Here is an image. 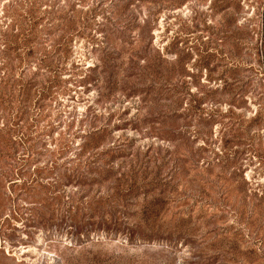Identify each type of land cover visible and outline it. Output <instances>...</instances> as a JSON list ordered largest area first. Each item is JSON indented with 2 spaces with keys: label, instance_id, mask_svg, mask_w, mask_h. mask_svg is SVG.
Masks as SVG:
<instances>
[{
  "label": "rangeland",
  "instance_id": "rangeland-1",
  "mask_svg": "<svg viewBox=\"0 0 264 264\" xmlns=\"http://www.w3.org/2000/svg\"><path fill=\"white\" fill-rule=\"evenodd\" d=\"M7 77L0 264H264V0H0Z\"/></svg>",
  "mask_w": 264,
  "mask_h": 264
},
{
  "label": "trees",
  "instance_id": "trees-1",
  "mask_svg": "<svg viewBox=\"0 0 264 264\" xmlns=\"http://www.w3.org/2000/svg\"><path fill=\"white\" fill-rule=\"evenodd\" d=\"M11 82V77H7V79H6V81H5V85L4 86H8L9 87V90H8V94H7V98H6V100L5 99H3L4 98V95H3V92H1L0 91V105L2 104V102H7V100L9 99V98H12L13 97V87H14V84L13 83H10ZM215 84H213L212 86H214ZM211 86V87H212ZM261 87V86H260ZM259 87V88H260ZM247 89V86L244 84L242 87H240V94L241 95H244V93L247 91L246 90ZM24 93V91H21V94H23ZM259 94H261V92L260 93H258V95ZM264 96H263V94L262 95H260L258 98H257V109H256V111L254 112V114H253V116L250 118V122H252L254 125H257V124H259L260 122H262V121H264ZM234 103H235V100H233V101H231L230 102V104L229 105H232V106H235L234 105ZM232 106H229V109H230V107H232ZM228 112H231V110H228ZM218 115V114H217ZM220 116V115H219ZM8 125H10V121L9 120H6V123L4 124V127L5 126H8ZM234 125H236V126H238L236 129H233L234 131H233V134H232V136L230 137V138H232V139H230V138H226V136H223V138L221 139V142H222V145H221V148H222V150H224V151H229V147H230V145L232 144V143H234V142H236V141H241L240 139L241 138H243V137H245L244 135H245V131H246V128H244L243 127V123L242 122H239V121H233L232 122V126H234ZM10 127V126H9ZM11 128V127H10ZM231 130H229L228 132H230ZM1 142H2V140H0V148L2 147V144H1ZM23 165H25V164H23ZM11 168L13 169V167L11 166ZM11 172V171H10ZM36 174H37V177L35 178V180H32V181H35L38 185H42V177L43 176H40V175H42V174H44V175H46V174H48V173H50V171H47V168H41V169H36ZM4 175V174H3ZM12 175H13V173H9V172H7L6 173V175H4L5 177H12ZM67 179V181L68 182H70L71 180V178H69V177H67L66 178ZM78 178L76 177V176H74V178H73V180L72 181H76ZM53 181H55L56 183H58V181H59V179H52ZM12 184H16V182H13ZM20 187H21V189L22 188H28V186H27V184H20ZM44 223V222H43ZM69 224V229L68 230H70L71 232L73 231V232H76V233H78V231H79V229H77V227H79L78 226V224H71V223H68ZM44 225V224H43ZM77 225V226H76ZM83 227V226H82ZM73 229V230H72ZM80 229H82V228H80Z\"/></svg>",
  "mask_w": 264,
  "mask_h": 264
}]
</instances>
